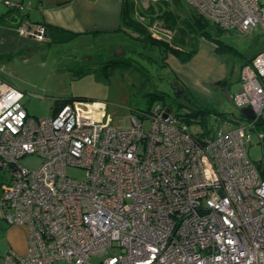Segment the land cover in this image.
Returning a JSON list of instances; mask_svg holds the SVG:
<instances>
[{
	"label": "built area",
	"instance_id": "1",
	"mask_svg": "<svg viewBox=\"0 0 264 264\" xmlns=\"http://www.w3.org/2000/svg\"><path fill=\"white\" fill-rule=\"evenodd\" d=\"M185 1L228 33L264 36L261 0ZM3 3L21 16L32 8ZM17 31L40 42L48 33L26 18ZM240 83L233 102L255 119H221L208 137L160 104L142 114L149 129L137 114L134 126L116 127L98 101L67 102L36 118L26 94L0 76V170L9 176L0 207L28 235L27 252L10 251L2 264H264L263 165L247 149L256 122L264 123V39ZM30 154L43 158L39 169L19 162ZM69 166L84 168V180Z\"/></svg>",
	"mask_w": 264,
	"mask_h": 264
},
{
	"label": "rangeland",
	"instance_id": "2",
	"mask_svg": "<svg viewBox=\"0 0 264 264\" xmlns=\"http://www.w3.org/2000/svg\"><path fill=\"white\" fill-rule=\"evenodd\" d=\"M32 1L35 4L38 0ZM64 1L44 0V7H49V3ZM261 1L264 3V0ZM136 4L143 9L141 21L148 23L152 20L154 24L150 27L160 36L162 34L156 26L162 27L166 24L162 22L158 14L170 10L183 20L188 18L190 13L197 12L185 0H137ZM138 7L136 9H139ZM46 27L49 31V26ZM82 36L73 40L58 42L51 40L41 42L40 45H29L23 51L12 52L11 55H4V51H0V76L26 94V108L34 117L44 119L55 115L61 107L62 100L98 101L107 104V113L113 125L119 128H130L134 126L132 117L135 112L150 106L156 108L160 103L156 101L151 105L146 101L147 95L162 90L165 94V102L170 103L173 110H177L178 106L185 108L183 102L191 103L200 99L203 104L207 103L210 107H216L220 113L238 119L242 116V109L235 106L232 95L240 87L241 64L245 58L251 59L263 48L264 39L262 33L257 30L247 33H228L226 42L234 49L224 48L220 53L217 43L212 38L202 37L189 62H192L191 69L193 68L194 73L198 74L199 79L206 77L213 82L204 81L201 83L204 88L198 84L195 85L196 88H192L185 77L179 75L173 68V72L183 85L177 82L173 86L168 84L167 78L173 79V76L168 75L169 71L166 67H161L163 55L156 45H145L138 40L125 37L123 40L119 38V35H113V39L105 43L100 38L97 43H94V40L89 42ZM190 37L195 38L194 34ZM46 39L47 36L45 41ZM119 43L129 47L128 54H118L121 53L118 49ZM4 45V40L0 39V46ZM128 56L132 59L131 64L112 65L111 63L113 60L120 63L119 61L123 60L120 57ZM169 65L171 66L170 62ZM146 67L151 71L150 74L145 72ZM222 68L223 72H221ZM220 80L223 82L230 80V82L223 87L215 85ZM188 81L190 82L189 79ZM138 117L141 120L144 119L146 129H149L151 120ZM207 125L213 135H216L222 127L219 120L211 116ZM190 127L194 133L203 131L200 123H193ZM260 132H262L261 128L253 129L250 139H247L249 157L255 162H263L264 157L263 144L259 140ZM19 162L29 170H37L42 165L43 158L30 154L22 157ZM68 173L82 181L86 170L69 166ZM8 179L9 176L0 170V191ZM92 261L98 262L100 258L93 256ZM54 264L74 263L59 260Z\"/></svg>",
	"mask_w": 264,
	"mask_h": 264
},
{
	"label": "crops",
	"instance_id": "3",
	"mask_svg": "<svg viewBox=\"0 0 264 264\" xmlns=\"http://www.w3.org/2000/svg\"><path fill=\"white\" fill-rule=\"evenodd\" d=\"M13 1L31 2L32 8L25 13L26 15L21 16L20 12L8 8L3 3V0H0V39L5 42L4 46H0V51H4V55H10L16 51H23L29 45H40L41 42H49L51 40L55 42L67 39L73 40L82 35L84 37L83 39H87L89 42L94 40V43H97L99 38L103 43L107 40L110 41L113 39V35H119V38L123 40L124 37L137 40L128 32L121 30L122 0H65L64 2L55 4L49 3V7L46 8L44 7V0H38L35 4L32 0ZM3 7H6V9H3ZM9 11H11L10 16L18 15V18L10 24L6 21V18L10 16L5 15ZM25 18L29 23H42L49 26L48 28L50 30L51 27L60 29L61 33L64 31L62 33L63 37L60 38L58 36L55 38V30L48 31L46 41L40 42L33 38L25 37L17 31L18 25ZM14 23L15 25H13ZM118 49L121 50V53H118L120 55H125L129 52V47L123 45V43H119ZM167 60L168 63L170 62L171 68L179 75L184 76L192 88L196 84L201 87V83L204 81L206 83L213 82L211 79L209 81V78L206 79V77L199 79L198 74L194 73L193 68L191 69L190 64L192 62L183 63L171 54ZM221 72H223V68ZM1 193L2 190L0 191V196ZM27 250L28 235L26 228L18 225H9L4 219L2 208H0V264L3 257L10 251L24 254Z\"/></svg>",
	"mask_w": 264,
	"mask_h": 264
},
{
	"label": "trees",
	"instance_id": "4",
	"mask_svg": "<svg viewBox=\"0 0 264 264\" xmlns=\"http://www.w3.org/2000/svg\"><path fill=\"white\" fill-rule=\"evenodd\" d=\"M136 3L137 0H122L121 30L128 32L133 38L144 43L145 45L152 44L153 46L156 45L161 49L163 55V62L161 67H166V69L169 71L168 75L173 76V79L172 77L167 78L168 84L170 86H173L175 82L179 83V85L182 83L178 80V77L173 72V69L168 63V55H174L181 62L188 63L189 61H191L194 53L196 52L197 46L202 37L212 38L217 43L220 53L223 52L224 48L234 49V47H232L229 43L226 42L225 38L228 36V32L223 30L216 24L206 20L198 11V13H190L189 17L184 18L183 20L178 17V14H173L170 10L163 12L162 14H158V17H160L163 20L162 22L166 25L162 27L156 26L162 36H160L159 34H155L154 30H152L150 27L152 26V24H154L152 20L148 23H143L141 21L140 16L143 15V9L139 8ZM137 7L139 9H136ZM10 13L11 11L5 13V15L10 16ZM17 18V14H15V16L11 15L9 18H6V21L10 24L13 23V21ZM13 25H15V23ZM52 30H55L56 32L54 35L55 38H57L58 36L60 38L63 37L62 33L64 31L61 33L60 29L51 27L50 31ZM193 34L195 36L194 39L193 37H190ZM120 59H123L119 61L120 63H117L118 61L113 60L111 62L112 65H124L132 63L130 61L132 60L130 56L126 58L120 57ZM251 59L245 58L241 64V67L251 61ZM145 72L147 74L151 73L148 68L145 69ZM229 82L230 80H227L226 82L220 80L219 82H216L215 85L223 87L224 84V86H226ZM169 95L171 96L172 93ZM146 101H148L151 105L156 101H158V103L160 102L159 104L161 109H169L172 114H174L181 120L186 121L187 124L192 125L193 123H200L203 127V131L200 133H203L208 137L213 136L211 131L207 128V121L209 119V116L218 120L231 118L225 113H220L216 109V107H210L207 103L203 104L200 99L194 102L191 101V103L183 102V106H185V108L178 106L177 110H173L172 105L170 103L165 102V94L162 90L149 93L146 97ZM67 102L68 101L66 100H62L60 102V106ZM60 108L58 109V111L60 110ZM154 108L155 107L152 108V106H150L145 110L139 109V111L135 112L134 114H137L138 116L142 117V114L144 113L148 114L156 112L157 110H154ZM160 108L158 111H160ZM57 112L55 114H57ZM259 125L262 131H264V123L260 122ZM258 165L259 167H261L262 162H258Z\"/></svg>",
	"mask_w": 264,
	"mask_h": 264
},
{
	"label": "water",
	"instance_id": "5",
	"mask_svg": "<svg viewBox=\"0 0 264 264\" xmlns=\"http://www.w3.org/2000/svg\"><path fill=\"white\" fill-rule=\"evenodd\" d=\"M241 113H242L244 116L248 117V118H251V119L255 118V114H254V112L252 111V109H250V108H244V109H242V110H241ZM262 144H263V155H264V139H263V141H262ZM262 165H263V166H262V173H263V175H264V157H263V164H262Z\"/></svg>",
	"mask_w": 264,
	"mask_h": 264
},
{
	"label": "bare ground",
	"instance_id": "6",
	"mask_svg": "<svg viewBox=\"0 0 264 264\" xmlns=\"http://www.w3.org/2000/svg\"><path fill=\"white\" fill-rule=\"evenodd\" d=\"M234 98V94L232 95V99ZM231 120H234V119H236V118H230ZM255 118H253V119H248V118H246L244 115H242L240 118H238V119H236L235 121H241V120H247V121H249V120H254ZM260 121H257L256 122V127H255V129H258V128H260Z\"/></svg>",
	"mask_w": 264,
	"mask_h": 264
}]
</instances>
